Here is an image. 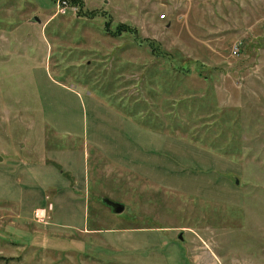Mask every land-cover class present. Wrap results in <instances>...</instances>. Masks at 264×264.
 Instances as JSON below:
<instances>
[{"label": "rangeland", "instance_id": "374dc122", "mask_svg": "<svg viewBox=\"0 0 264 264\" xmlns=\"http://www.w3.org/2000/svg\"><path fill=\"white\" fill-rule=\"evenodd\" d=\"M57 1L0 0V264H264V0Z\"/></svg>", "mask_w": 264, "mask_h": 264}, {"label": "crops", "instance_id": "0c3cea01", "mask_svg": "<svg viewBox=\"0 0 264 264\" xmlns=\"http://www.w3.org/2000/svg\"><path fill=\"white\" fill-rule=\"evenodd\" d=\"M3 213H6V212H3ZM2 217H0V220H1ZM16 219H18V221L21 219L19 218V215H16L15 217V221H12L11 223H7V226L9 224H12V227L15 229L14 231L15 232H18L19 234L17 235L20 239L23 240V238H26V235H27V232L28 230L30 231L31 229L35 230V228L33 226H30L31 229H29V226L27 225L28 223L26 224H23L21 222H17ZM34 221V220H33ZM35 222V221H34ZM11 229V228H10ZM80 229V228H79ZM37 231H39L38 229H36ZM136 230H140V228H136ZM34 232V231H33ZM119 233V232H118ZM120 233H122V235L126 234V233H133V230H131L130 232H123L120 231ZM110 241H112V243H115V241H113V239H111ZM196 241V240H195ZM111 243V242H110ZM195 243V242H194ZM116 244V243H115ZM120 248V247H119ZM198 245L196 244H193V247L191 249V253H189V257L191 258V260L195 263V264H202V258L200 255L201 253L198 252ZM121 251H123L121 248H120Z\"/></svg>", "mask_w": 264, "mask_h": 264}, {"label": "built area", "instance_id": "2783aa9c", "mask_svg": "<svg viewBox=\"0 0 264 264\" xmlns=\"http://www.w3.org/2000/svg\"><path fill=\"white\" fill-rule=\"evenodd\" d=\"M75 9L77 10L76 6H72L69 2H67L66 0H58L57 1V13L60 15H64L66 14V11H75ZM52 208L51 205H49L47 207V209H37L33 212V217L34 220H36V222H42V223H46L48 216L47 214H49L51 212Z\"/></svg>", "mask_w": 264, "mask_h": 264}, {"label": "water", "instance_id": "95a60500", "mask_svg": "<svg viewBox=\"0 0 264 264\" xmlns=\"http://www.w3.org/2000/svg\"><path fill=\"white\" fill-rule=\"evenodd\" d=\"M33 21L38 22V19L34 18ZM0 160H1V158H0ZM103 203L107 207H109L114 214H121L124 211V206L122 204L115 203V202L109 201L107 199H104Z\"/></svg>", "mask_w": 264, "mask_h": 264}, {"label": "trees", "instance_id": "16d2710c", "mask_svg": "<svg viewBox=\"0 0 264 264\" xmlns=\"http://www.w3.org/2000/svg\"><path fill=\"white\" fill-rule=\"evenodd\" d=\"M71 3H73V4H76V5H77V4H78V1H74V0H73Z\"/></svg>", "mask_w": 264, "mask_h": 264}]
</instances>
